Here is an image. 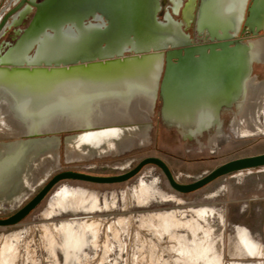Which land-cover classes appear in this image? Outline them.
<instances>
[{
	"label": "rangeland",
	"instance_id": "obj_1",
	"mask_svg": "<svg viewBox=\"0 0 264 264\" xmlns=\"http://www.w3.org/2000/svg\"><path fill=\"white\" fill-rule=\"evenodd\" d=\"M229 1L220 0L216 4L218 15L222 16L223 8H227ZM162 5L164 11H170L169 0H162ZM163 13L159 14V19H162ZM174 16L181 19L180 14ZM184 28L188 35L194 36L192 27ZM8 37L4 39L8 40ZM256 58L263 62L253 61L252 75L255 79L249 85L251 90L264 81V59ZM184 78L186 76L181 75L178 80ZM93 79L99 81L98 77ZM220 80L217 78L216 82ZM62 81L1 79L0 88H13L19 97L28 96L31 103L39 105L62 98ZM161 106L162 101L157 98L152 120L149 122V117L143 119L148 124L146 130L137 128L134 132V136L141 137L138 142L126 141L123 135L113 140L117 146V154L114 155L105 153V143L82 145L81 149L89 154V157L82 159L67 145L66 139L74 133L73 130L58 133L60 143L53 160L56 164L49 169L47 179L33 192L30 190L33 186L28 189L27 184L23 183L14 194H6L9 198L12 196L10 199H4L0 194V217L13 214L53 174L63 170L115 175L133 168L145 157L156 156L168 164L179 182L190 183L231 159L264 152V135H243L237 122L225 110L221 115L220 131H215L217 127H209L194 138H186V130L163 121ZM228 110L236 111L237 105ZM261 120L264 122V115ZM16 137L3 139L7 141ZM1 186L0 182V193ZM94 204L97 207L91 208ZM196 209L213 210L219 217L218 220L214 219V224L218 229L215 234L220 238L223 249V264L264 262V254L252 258L254 255L246 247L244 249V241L241 240L243 234L264 251V167L226 174L200 189L181 193L170 186L163 171L153 164L145 166L139 174L123 183L64 181L58 184L21 223L0 227V255H13L11 264H147L146 259H151L154 264H177L175 256L169 252L170 239H159L146 222L153 219L154 215L173 212L185 221L196 215ZM77 216L83 219L89 216L100 218L103 225L98 234L94 237L89 231L82 232L78 220L74 219ZM112 223L116 224L117 236L108 229ZM201 223L207 226L205 221ZM61 224L66 227L61 228ZM51 225L59 228L57 232L49 229L47 236L45 228ZM71 236L76 237L74 244L68 243ZM152 244L158 245V248H154L155 252H152Z\"/></svg>",
	"mask_w": 264,
	"mask_h": 264
},
{
	"label": "bare ground",
	"instance_id": "obj_2",
	"mask_svg": "<svg viewBox=\"0 0 264 264\" xmlns=\"http://www.w3.org/2000/svg\"><path fill=\"white\" fill-rule=\"evenodd\" d=\"M246 2L247 0H241L237 7V24L241 21ZM167 18L170 21L169 25L176 29V23L179 22L171 20L169 14H167ZM60 27L57 24L53 25L52 30L55 31V34H49V59L34 60L31 58V60H27L28 62H50L67 58L66 56L69 57L73 54H80L83 51L76 49H82V46L87 45L89 37L76 36L73 32L62 34L59 32ZM219 27L223 31V35H217L220 37L226 36L230 34L229 31H232L229 21H223ZM214 28L217 29V25ZM215 29H209L210 33L213 34L212 31ZM181 37H173L170 40L179 42ZM44 42L43 39L33 57L43 53ZM129 42L137 50L147 47V44H142L136 40H124L118 44L122 46L117 51L130 48ZM160 43L162 42L160 41ZM254 43L255 45L252 47L254 57L264 59V37L258 38ZM150 44L148 43V45ZM66 51L68 53L65 54ZM114 52L116 51L107 53ZM2 61L14 62L4 59ZM160 64L159 53L152 50L151 53L123 55L108 61L103 60V62L94 61L91 64L85 63L83 65L79 63L76 64L79 66L72 68L69 65H60L58 68L49 66L51 67L49 69L0 68L1 79L41 78L54 81L62 79L64 81L63 95L60 100L40 103L39 105L31 103V98L28 96L19 97L13 88L10 90L0 88L1 197L10 199L12 196L9 198L6 194L9 192L14 194L23 183L27 184L28 189L33 186L30 189L33 192L38 185L47 179L49 169L51 170L55 163L53 160L60 143L57 134L60 132L73 130L74 133L68 136L66 139L68 144H66L82 159L89 157L87 151L81 149L82 145L105 143V153L114 155L117 154V146L113 140L119 138L120 135H123L126 141L138 142L141 137L134 136V132L137 128L138 130L142 128L146 130L148 126L143 119L147 118L152 110L157 90L156 76L159 73ZM4 65L6 67H9L7 65L25 66L24 64ZM94 77H98L99 81H94ZM249 85L246 87L244 98L240 104V114L234 119V122H237V127L243 135H264V122L261 120L264 115V81L254 90H251ZM213 110L214 108L198 110L205 111V116H201L200 113L194 115L193 110L191 112L186 111L184 116L187 115V118L185 120L179 119L180 122L189 125L194 117L198 125L193 131L190 130L191 132L186 137L194 138L200 135L205 126L209 125L207 120L209 118L214 120L217 117V113ZM10 136L18 137L7 141L3 139ZM96 207V204L91 206V208ZM173 213L154 215L153 219H148L146 224L155 231L159 239L164 237L170 239L169 252L175 256L177 264H223V249L220 238L215 234L218 230L214 224V219H219L217 214L209 209H196V215L184 221ZM74 219L78 220L77 223L82 232L89 231L94 237L103 225L100 218L92 216L85 219L77 216ZM201 221H205L207 226L203 225ZM61 225V228L66 227L65 224ZM115 225V223L109 224L108 229L117 236L118 232ZM57 228L53 225L47 226L45 228V231L48 232L47 236H49V229L57 232ZM241 238L244 241V249L246 247L254 255L252 258L263 256L264 251L260 250L253 241L243 234ZM75 241L76 237L74 236L68 239L70 244H74ZM151 247L152 252H155L154 248H158V245L152 244ZM8 254L0 255V264H11L13 255L7 256ZM146 263L154 264L155 262L146 259ZM258 264H264V262L259 261Z\"/></svg>",
	"mask_w": 264,
	"mask_h": 264
},
{
	"label": "water",
	"instance_id": "obj_3",
	"mask_svg": "<svg viewBox=\"0 0 264 264\" xmlns=\"http://www.w3.org/2000/svg\"><path fill=\"white\" fill-rule=\"evenodd\" d=\"M159 1H44L37 6V12L32 22L21 34L14 47L23 42L25 37L31 35L35 30L49 31L52 30L50 27L54 24L69 26L72 22L64 20L68 17H76L90 23L91 20H96L94 16L96 12L106 19L108 26H104L105 30L99 33L100 35L89 38V43L82 46V49L77 48L76 50H83L80 54H73L70 55L71 57H64L60 60L36 63L28 61L20 63L3 62V57L0 56V65L45 64L52 68H58L60 65H69L72 68L79 66L76 65L79 63L83 65L85 63L91 64L94 61L103 62V60L108 61L109 59L119 58L125 55L124 53H130L127 55H138L140 53H151L153 50L155 53H159L161 58L155 84L162 101L161 117L163 121L186 130L188 136L191 128H197L198 125L194 117L189 125L180 122V120L187 118V115L186 117L184 116L185 112L193 110L195 115L198 110L214 108L213 112L217 113V117L214 120L209 118L207 120L209 125L205 126V129L209 127L220 128L222 124V109L231 108L233 105L238 107L239 102L245 95L246 81L252 78L253 61L256 60L252 47L255 45L254 40L264 35V0L251 1L247 8L248 15L244 18V12L242 13L241 21L237 24L238 29L232 28V33L226 36L212 37L206 43H193L181 23H176L175 29L169 25V18H166L168 19L167 22L159 20L157 16L160 7ZM246 4L245 9L247 7ZM234 5H237L236 0ZM80 8L84 12L80 11ZM198 23L199 19L196 21L197 34L203 35ZM241 29L242 35L238 36ZM178 36L184 37L185 41L174 42L170 40V38ZM124 40H136L142 44H147V47L137 50L129 42L130 48L127 47L114 53L105 51L108 48L117 47ZM148 43L151 44L148 45ZM11 48L6 50L5 53ZM37 48V43H34L28 52L33 54ZM196 65H199V67ZM163 68H165L164 75L160 80ZM181 75L186 76L184 80H181L182 82L178 80ZM209 76L212 77L209 78ZM191 77L194 79L191 80ZM217 78H221V80L216 82ZM149 164L156 165L163 171L174 190L188 193L202 188L220 176L241 170L264 167V152L231 159L219 165L202 178L190 183L179 182L168 164L162 158L156 156L145 157L133 168L115 175H95L76 170L59 171L53 174L43 184L42 188L17 211L7 217H0V227L14 226L21 223L49 195L55 186L64 181L93 184L123 183L139 174Z\"/></svg>",
	"mask_w": 264,
	"mask_h": 264
},
{
	"label": "flooded vegetation",
	"instance_id": "obj_4",
	"mask_svg": "<svg viewBox=\"0 0 264 264\" xmlns=\"http://www.w3.org/2000/svg\"><path fill=\"white\" fill-rule=\"evenodd\" d=\"M44 1L49 0H0V56H2V60H8V61H14V62H20V61H27L31 60L33 58L34 60H42V59H49V34L53 35L55 34L54 30L49 31H42V30H35L32 32L31 35H28L25 37V40L23 42H20L17 46L14 47V45L19 40L21 34H23L24 30L29 26V24L32 22L36 12H37V6L43 3ZM160 8L157 12V16L159 18V14L164 12L162 14L163 22H167V11H164V6L162 5V0ZM220 0H169L170 2V8L169 9L171 13L173 14H180L181 19L180 21L176 20L169 14L171 17V20L177 21L181 23L182 27H192L194 30V36H190L193 43H203V42H209L210 38L214 36L223 35V31L220 29V25H222L223 21H229L230 25L233 29H238L237 26V18H238V12L237 7L240 5L241 0H236L237 5H234L235 0H231L228 2L227 8H223L222 16L220 14L218 15V5H216ZM252 0H247V7L244 11V18L248 15V6L251 4ZM225 3V1H224ZM224 3H221L222 6H224ZM234 5V6H233ZM233 6L234 8H231ZM231 8V9H230ZM164 9V10H163ZM80 11L84 12L81 8ZM204 10V11H203ZM230 10V12H228ZM228 12V13H227ZM82 14V13H81ZM55 16V15H54ZM94 16L96 17V20H91L90 23L84 22L76 17H68L67 19L71 21L72 24L69 26L62 24L60 25V33H74L76 36H83V37H89L93 38L97 35H100L104 30V26H108V23L106 19L100 14V13H94ZM53 17V16H52ZM199 19L198 26L201 29V32L203 35H198L196 30V21ZM62 19V21H64ZM104 24V25H103ZM56 25V24H54ZM217 25V29L214 27ZM51 25V29H52ZM78 28V29H77ZM185 29V28H184ZM209 29H215L213 30V34L210 33ZM233 31H229V33H232ZM242 29L239 31L238 36L242 35ZM42 33V34H41ZM9 36L8 40H5L6 36ZM264 36V35H263ZM261 36V37H263ZM259 37V38H261ZM45 40L44 42V48L43 53L39 56H34L33 54H30L29 48L34 44L37 43L38 48L39 45H41L42 40ZM185 41V38H180V41ZM257 40V39H256ZM254 40V42L256 41ZM128 45V44H125ZM13 46V47H12ZM119 46V47H118ZM117 47L110 48V50H106L107 52H113L120 49L122 45H118ZM12 47V48H11ZM7 53H5L6 50L10 49ZM37 48V50H38ZM129 48V47H128ZM117 49V50H116ZM68 53V51L65 52V54ZM64 54V55H65ZM125 55H127L125 53ZM46 56V57H45ZM68 57V56H66ZM257 61L263 62V60L255 58ZM25 66H10L6 67V65H0L1 69H13V68H27V69H33V68H51L49 66H28L27 64H24ZM63 67V66H61ZM164 69L162 70L160 80L162 79L164 75ZM251 79V80H250ZM247 82V85L252 83L253 79H255L252 75V78H250ZM159 98L161 100L160 94L158 93V89L156 90V95L153 100V106L152 111L149 116V122L152 120L151 116L154 112V101ZM244 98V97H243ZM242 101L239 102L237 110L231 111L228 110L230 108H223L221 111L226 113L230 117H233V121L235 118L239 116L240 112V104ZM227 110V111H226ZM200 113L201 116H205V111H197L196 114ZM222 119V116H221ZM222 125V124H221ZM195 128L191 129L193 131ZM221 127L215 131H220ZM64 132V131H63ZM206 132L205 128L201 131L200 134ZM188 138V137H186ZM193 138V137H192Z\"/></svg>",
	"mask_w": 264,
	"mask_h": 264
},
{
	"label": "crops",
	"instance_id": "obj_5",
	"mask_svg": "<svg viewBox=\"0 0 264 264\" xmlns=\"http://www.w3.org/2000/svg\"><path fill=\"white\" fill-rule=\"evenodd\" d=\"M233 6H234V5H233ZM233 6H231V8H234ZM231 8H230V9H231ZM228 12H230V10H229ZM228 12H227V13H228ZM168 13L171 14V16H172L173 18H175V16H174L173 13H171V12H169V11H168ZM175 19H176V18H175ZM176 20H178V19H176ZM178 21H180V20H178ZM148 117H149V115H148ZM148 117H147V118H148Z\"/></svg>",
	"mask_w": 264,
	"mask_h": 264
}]
</instances>
